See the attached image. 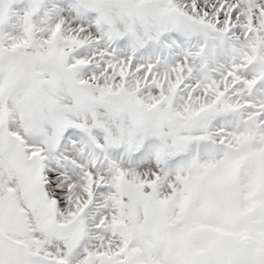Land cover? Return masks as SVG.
<instances>
[{"label":"snow or ice","instance_id":"snow-or-ice-1","mask_svg":"<svg viewBox=\"0 0 264 264\" xmlns=\"http://www.w3.org/2000/svg\"><path fill=\"white\" fill-rule=\"evenodd\" d=\"M0 264H264V0H0Z\"/></svg>","mask_w":264,"mask_h":264}]
</instances>
